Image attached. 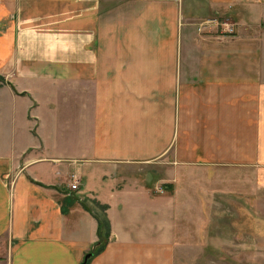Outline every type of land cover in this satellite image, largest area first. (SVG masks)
Here are the masks:
<instances>
[{
  "label": "crops",
  "instance_id": "crops-1",
  "mask_svg": "<svg viewBox=\"0 0 264 264\" xmlns=\"http://www.w3.org/2000/svg\"><path fill=\"white\" fill-rule=\"evenodd\" d=\"M263 32L264 0H0V264H82L103 214L86 264H175L194 170L264 237Z\"/></svg>",
  "mask_w": 264,
  "mask_h": 264
},
{
  "label": "rangeland",
  "instance_id": "rangeland-1",
  "mask_svg": "<svg viewBox=\"0 0 264 264\" xmlns=\"http://www.w3.org/2000/svg\"><path fill=\"white\" fill-rule=\"evenodd\" d=\"M211 20L232 26L233 33L227 37L236 35L232 22L218 18ZM212 26L217 28L218 36H225L222 26L216 22L211 23ZM188 175L193 179L187 180L189 186L185 187L190 188L191 195L198 193L197 198L201 201L196 204H200L199 212L203 213V217L200 221L192 217L193 229L186 232L189 236L185 237L183 251L176 255L175 264H264V237L249 238L240 230L236 223L240 217L239 200L223 195L222 177L201 170H194ZM190 198L195 200L194 195Z\"/></svg>",
  "mask_w": 264,
  "mask_h": 264
},
{
  "label": "trees",
  "instance_id": "trees-1",
  "mask_svg": "<svg viewBox=\"0 0 264 264\" xmlns=\"http://www.w3.org/2000/svg\"><path fill=\"white\" fill-rule=\"evenodd\" d=\"M0 82H3V79L0 78ZM99 208L103 212L106 209L105 207H103V206L101 207L100 205H99ZM86 209L89 210L88 208H86ZM95 219L97 220L98 240L93 245L92 249L89 251V253H91L92 256H95V255H97L103 251V249L106 245V242L108 240V237H109V224L107 223V220H106L104 214L102 216L95 215Z\"/></svg>",
  "mask_w": 264,
  "mask_h": 264
},
{
  "label": "built area",
  "instance_id": "built-area-1",
  "mask_svg": "<svg viewBox=\"0 0 264 264\" xmlns=\"http://www.w3.org/2000/svg\"><path fill=\"white\" fill-rule=\"evenodd\" d=\"M215 22H216V24H218V25H220V26L223 27V29H222V31L224 32V34L222 32L223 35H228L229 36V35H231L233 33L232 26L226 25L224 23H218L216 20H208V21L204 22L203 24L205 26H209V25H211V23H215ZM69 188H70L71 191H78V189H79L78 180H76V179L73 178L72 179V183L69 186Z\"/></svg>",
  "mask_w": 264,
  "mask_h": 264
},
{
  "label": "water",
  "instance_id": "water-1",
  "mask_svg": "<svg viewBox=\"0 0 264 264\" xmlns=\"http://www.w3.org/2000/svg\"><path fill=\"white\" fill-rule=\"evenodd\" d=\"M91 257H92V255H91L90 253L86 254V255L84 256V259H83L82 264H86L87 261H88Z\"/></svg>",
  "mask_w": 264,
  "mask_h": 264
}]
</instances>
